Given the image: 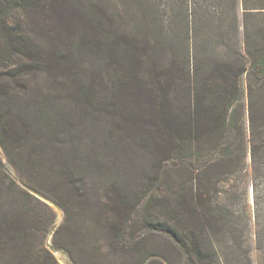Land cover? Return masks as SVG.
Segmentation results:
<instances>
[{
    "label": "trees",
    "instance_id": "1",
    "mask_svg": "<svg viewBox=\"0 0 264 264\" xmlns=\"http://www.w3.org/2000/svg\"><path fill=\"white\" fill-rule=\"evenodd\" d=\"M0 146V264H51L20 182L141 264H264V0H0Z\"/></svg>",
    "mask_w": 264,
    "mask_h": 264
},
{
    "label": "rangeland",
    "instance_id": "2",
    "mask_svg": "<svg viewBox=\"0 0 264 264\" xmlns=\"http://www.w3.org/2000/svg\"><path fill=\"white\" fill-rule=\"evenodd\" d=\"M0 157L2 158V161L8 165L4 150L3 154H0ZM8 168L11 175L15 176V170L9 165ZM259 183V196L261 197V204L264 209V182L259 181ZM20 186L29 191L25 187L26 185L22 182H20ZM27 187L32 188L30 186ZM251 191H253V189H251ZM33 195L36 196L35 194ZM39 195L44 197L41 194ZM37 198L47 206H50V208L47 206H42L40 208V211H43L40 217V226L44 231L40 239L38 238V244L42 242L44 243V246L47 247L52 227L62 219L51 239L54 247L55 245L61 247V249L55 247L59 254L54 255L50 252L51 255L48 254V256H46L45 253L41 252L40 259L43 262L46 260L51 264H134V262L141 264L140 255L143 252L156 249H166L169 245V243H165L163 238L159 235L150 233H139V235H135L129 232L128 238L123 237L122 240L116 239L105 220L99 223L96 218L90 215L87 211V208H94L96 203L83 204L78 200L72 199V204H74V206L71 208V216L69 215L70 218L67 220L66 212H64L57 203L52 202L46 197L44 198L51 201L53 204H48L43 199L39 197ZM54 204L61 208L62 211ZM82 210L88 217H83V221H81L83 224L78 225L80 227L78 228V226L74 225L76 219H74L73 216L77 218L80 217L79 213ZM141 226L142 224H137L138 228ZM252 232H255V222L252 223ZM250 247L252 249L253 263L259 264V252L256 249L253 237L250 238ZM51 258L53 260H51ZM177 259H179V257L174 252L171 255V260L173 262L175 261L177 264Z\"/></svg>",
    "mask_w": 264,
    "mask_h": 264
},
{
    "label": "water",
    "instance_id": "3",
    "mask_svg": "<svg viewBox=\"0 0 264 264\" xmlns=\"http://www.w3.org/2000/svg\"><path fill=\"white\" fill-rule=\"evenodd\" d=\"M0 154H3V150L0 146ZM31 193L35 194L37 197L43 199L44 201H46L48 204H53L51 201L47 200L44 197H41L34 189L29 188L27 186H25ZM55 205V204H54ZM59 210H61V208H59L57 205H55ZM62 211V210H61ZM63 213V212H62ZM63 218V216H62ZM62 219L60 221H58L53 227L52 230L50 232L49 238H48V242H47V248L54 254V255H58V250L54 247V245L52 244V237L54 235V233L56 232V229L59 227L60 223H61Z\"/></svg>",
    "mask_w": 264,
    "mask_h": 264
}]
</instances>
